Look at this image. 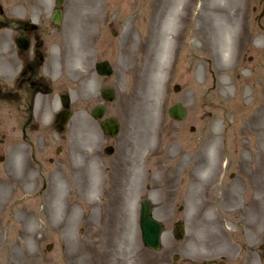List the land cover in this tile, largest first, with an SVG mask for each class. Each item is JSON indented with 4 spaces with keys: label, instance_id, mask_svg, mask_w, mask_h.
I'll list each match as a JSON object with an SVG mask.
<instances>
[{
    "label": "rangeland",
    "instance_id": "1",
    "mask_svg": "<svg viewBox=\"0 0 264 264\" xmlns=\"http://www.w3.org/2000/svg\"><path fill=\"white\" fill-rule=\"evenodd\" d=\"M59 5L63 38L55 48L74 73L78 111L64 146L69 145L70 159L78 149L80 158L83 149L95 154L113 182L99 187L103 198L99 191L98 199L79 201L67 163L47 170L52 173L43 179L42 132L32 135L36 162L27 183L12 194L0 184V264H172L176 253L178 264H198L205 256L203 232L213 226L216 198H222L219 177L233 174L239 208L257 200L259 207H249L264 209V0H61ZM54 6L55 0H47L48 14ZM227 23L235 25L239 54L217 69L209 52L215 45L227 53L233 30ZM170 43L174 54L165 61ZM104 63L109 77L96 72ZM103 89L111 92V102L103 100ZM178 104L187 112L171 115L169 108ZM98 105L106 109L104 119L120 125L114 159L100 153L109 144L100 145L101 120L90 114ZM209 136L220 150L232 140L223 148L232 160L196 168L210 148L203 146ZM150 141L161 147H146ZM87 155L82 161L94 166ZM110 186H116L111 193L121 192L108 200ZM49 187L60 198L51 199ZM196 199L213 209L199 211ZM141 201L153 206L161 227L157 249L141 239ZM59 202L69 210L68 205L56 210ZM176 222L184 224L179 248L172 235Z\"/></svg>",
    "mask_w": 264,
    "mask_h": 264
},
{
    "label": "flooded vegetation",
    "instance_id": "2",
    "mask_svg": "<svg viewBox=\"0 0 264 264\" xmlns=\"http://www.w3.org/2000/svg\"><path fill=\"white\" fill-rule=\"evenodd\" d=\"M60 1L55 0V6L48 14L47 0H0V184L8 186L11 190L10 194L14 189L25 186L30 164L36 162L35 153H30V150H35V147H32V135L42 132L40 167L44 180L52 173L47 170L54 171L57 166L63 165L62 158H66V163L73 162L70 159V151L68 148L66 150V146L69 145L64 146V141L74 127L78 111L77 99L72 92L74 73L65 66L67 62L63 60L61 52L55 48L58 39L63 38L61 30L64 9L61 5L56 6ZM56 10L62 13L59 26L52 22ZM2 31L10 33L4 34L1 33ZM117 136L102 134L100 145L105 143L109 145L100 151L101 156L111 158L113 154H117L115 148ZM212 141V137L209 136L203 143V146L210 148L203 152L204 160L202 154H199L200 162L203 160V163L196 168L211 167L216 164L214 157L229 163L232 160L229 153L223 150L224 147L226 149L227 144L231 145L232 140L226 141L222 150L217 144L212 145ZM82 151L87 155L86 150ZM74 154L80 158L79 149ZM84 155H81V158ZM115 157L114 155L113 159ZM46 158L54 168L48 166ZM86 158L89 159L88 164L94 166H87L82 159L80 161L82 167L73 168L70 164L67 165L74 172V184L81 186L80 188L74 186V192L76 191L77 194L75 197L79 201H90L96 196L98 199L99 191H102L99 187L113 182L110 180L111 175L101 170L102 165L98 164V157L95 154ZM3 174L7 175L6 179L1 176ZM76 174L81 176L82 182L79 185L75 183ZM233 178V174L218 178V181L224 184L220 191L222 198H216L220 203L216 207L217 215L214 216L213 226L203 232L205 245L202 251L205 256L201 260L196 257L198 264H264V209L249 207L251 203L257 204V200H252L251 203L245 202L239 208L235 203ZM121 180L123 179L116 178V184H121ZM50 181L55 184L53 180ZM188 182L190 184L193 181L188 178ZM3 185H0V188H3ZM115 187H109L110 192L106 193L108 200L112 199V195L121 192L117 187L118 193H111V189ZM202 187L207 186L205 184ZM49 188L54 190L51 199L60 198L55 188ZM181 188L182 195L185 196L187 191ZM3 193L4 190H0V195ZM104 195L102 191V198ZM188 198L190 199L189 196ZM257 206L259 207V204ZM200 207L199 211L202 212L213 209L206 201H201ZM151 212L153 216L152 205ZM140 213L141 209L139 216ZM183 234L184 224L176 222L172 233L175 242L181 240ZM174 244L175 248H179L178 242ZM178 260L180 255L176 253L172 264H178Z\"/></svg>",
    "mask_w": 264,
    "mask_h": 264
},
{
    "label": "bare ground",
    "instance_id": "3",
    "mask_svg": "<svg viewBox=\"0 0 264 264\" xmlns=\"http://www.w3.org/2000/svg\"><path fill=\"white\" fill-rule=\"evenodd\" d=\"M175 22V20H170L169 21V23H168V27H169V29H171V30H173L172 28H173V26H174V23ZM228 25H229V28H232L233 30H232V33H230L231 34V36H230V38L228 39L229 41H228V46H227V48H226V50H227V53H220L221 51L219 50V49H217L216 48V46L214 45V46H212V49H213V51H211V52H209V54L211 55V56H214V57H216L217 58V60L216 59H213V64H215L214 66L217 68V69H223L222 67H224L226 64L225 63H228V61H233V60H235L236 58H237V54H239V46H238V44H237V41H236V39L235 38H233L234 37V28H235V25H233V24H231V23H227ZM171 32V31H170ZM233 36V37H232ZM210 45V44H209ZM211 45H213V44H211ZM168 47V49H167V51L165 52V55L164 56H166L165 57V61L167 60H169L170 59V57L174 54V52L172 51V49L174 50V48H175V46H174V48L172 47V45H171V43L167 46ZM170 47H171V51H170ZM208 52V50L207 51H205V53H207ZM164 53V52H163ZM148 58V57H147ZM228 59H230V60H228ZM200 61V60H199ZM198 61V62H199ZM201 62V61H200ZM190 69V68H189ZM164 76V75H163ZM162 76V77H163ZM169 137V136H168ZM158 140V139H157ZM170 141H171V143H173V137H171L170 138ZM260 141V140H259ZM160 144H161V142H158V141H156V142H153V141H150V143L149 144H146L145 146L146 147H150V148H153V149H155L156 147H161L160 146ZM259 143L257 142V143H255V145H258ZM260 145V144H259ZM243 153L244 151H243V149H242V152H241V148H240V150L238 151V153ZM49 158V157H48ZM48 158H46L47 159V161H48ZM214 159V162H218V157H214L213 158ZM62 160H63V163H66L65 161H66V158L64 157V158H62ZM74 159H72V161H73ZM81 159L80 158H77L76 160H74L72 163H67V165L68 164H70V166L71 167H82V165H81ZM48 166L50 167V168H54L51 164H49V161H48ZM70 167V168H71ZM81 179V176L79 175V174H76V176H75V183L76 184H80L81 182H82V180H80ZM49 180H54V179H50L49 178ZM76 187H81V186H76ZM91 197V196H90ZM124 200L125 201H127L128 200V198H124ZM65 205H68V204H64V203H62V202H59L57 205H56V207H57V209L56 210H60L62 207H65ZM68 208H69V206H68ZM69 214H70V212H69ZM73 213H71V215L70 216H73L72 215ZM69 216V217H70Z\"/></svg>",
    "mask_w": 264,
    "mask_h": 264
},
{
    "label": "water",
    "instance_id": "4",
    "mask_svg": "<svg viewBox=\"0 0 264 264\" xmlns=\"http://www.w3.org/2000/svg\"><path fill=\"white\" fill-rule=\"evenodd\" d=\"M107 63L104 64H98L97 65V71L99 74L101 75H109L112 72L108 69L107 67ZM103 96L106 99H111V92L106 91L103 92ZM178 111V113L183 114L185 113V110L182 109L181 106H175L174 108H172L170 110L171 115H174L175 112L174 111ZM97 113H95L96 115ZM183 116L178 117V119L182 118ZM110 126H105V130L111 134H113L112 131L109 130V128L111 129H116L117 126L114 122L110 123ZM141 228H142V234H143V241L144 243L150 247V248H155L157 249L159 247V236L161 233V227L160 225L155 222L154 220H152V218L150 217V211L148 206L146 205V203L142 204V215H141Z\"/></svg>",
    "mask_w": 264,
    "mask_h": 264
}]
</instances>
